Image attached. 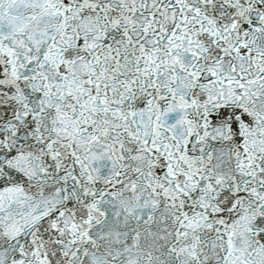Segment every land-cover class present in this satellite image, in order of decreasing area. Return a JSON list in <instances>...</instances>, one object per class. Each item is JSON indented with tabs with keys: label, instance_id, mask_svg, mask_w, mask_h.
I'll return each mask as SVG.
<instances>
[{
	"label": "snow or ice",
	"instance_id": "6c2138e0",
	"mask_svg": "<svg viewBox=\"0 0 264 264\" xmlns=\"http://www.w3.org/2000/svg\"><path fill=\"white\" fill-rule=\"evenodd\" d=\"M0 264H264V0H0Z\"/></svg>",
	"mask_w": 264,
	"mask_h": 264
}]
</instances>
